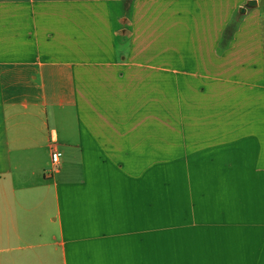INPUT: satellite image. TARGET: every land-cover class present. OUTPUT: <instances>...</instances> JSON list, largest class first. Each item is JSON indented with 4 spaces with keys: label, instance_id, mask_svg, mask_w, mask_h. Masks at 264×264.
Returning <instances> with one entry per match:
<instances>
[{
    "label": "crops",
    "instance_id": "1",
    "mask_svg": "<svg viewBox=\"0 0 264 264\" xmlns=\"http://www.w3.org/2000/svg\"><path fill=\"white\" fill-rule=\"evenodd\" d=\"M246 2L0 0V264H264Z\"/></svg>",
    "mask_w": 264,
    "mask_h": 264
},
{
    "label": "built area",
    "instance_id": "2",
    "mask_svg": "<svg viewBox=\"0 0 264 264\" xmlns=\"http://www.w3.org/2000/svg\"><path fill=\"white\" fill-rule=\"evenodd\" d=\"M50 147H51V162H52V165L53 166H57L61 153L57 149L54 148L53 144H51Z\"/></svg>",
    "mask_w": 264,
    "mask_h": 264
},
{
    "label": "water",
    "instance_id": "3",
    "mask_svg": "<svg viewBox=\"0 0 264 264\" xmlns=\"http://www.w3.org/2000/svg\"><path fill=\"white\" fill-rule=\"evenodd\" d=\"M254 5H256V0H247V2H246L247 7L248 6H254ZM240 11L244 12V8H240Z\"/></svg>",
    "mask_w": 264,
    "mask_h": 264
}]
</instances>
